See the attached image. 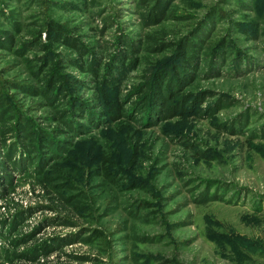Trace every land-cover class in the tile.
<instances>
[{
	"label": "rangeland",
	"instance_id": "374dc122",
	"mask_svg": "<svg viewBox=\"0 0 264 264\" xmlns=\"http://www.w3.org/2000/svg\"><path fill=\"white\" fill-rule=\"evenodd\" d=\"M53 1L65 7L54 8ZM260 2L254 8V0H173L166 19L144 27L139 0H0V25L20 24L16 40H30L53 18L76 27L84 41H97L104 52L111 49L117 27L141 42L154 33L176 40L210 8L221 6L224 15L203 33V47L229 33L249 56L235 71L228 51L219 74H209L203 65L196 74L189 89L213 93L204 106L220 97L230 101L213 115L174 118L147 128L135 121L130 132L94 130L73 142L75 150H61L52 167L45 164L42 176L35 164L27 172L11 168L5 153L14 132L5 127L15 118L12 112L7 120L0 117V264H264V250L209 237L214 232L240 235L264 246V0ZM106 19L114 22L103 28ZM231 19L246 22L253 31L237 32ZM144 48L145 43L138 56L147 57ZM56 49L71 53L65 46ZM36 53L0 49V80L29 85ZM148 54L147 62L169 55ZM147 62L126 73L120 97L142 81ZM68 71L91 81L73 68ZM82 93L91 96L87 89ZM14 99L45 127L59 126L45 124L42 117L51 108L38 104L40 97L19 92ZM230 120L229 131L225 124ZM102 153L114 164L107 176L100 168ZM206 179L218 182L207 189ZM141 181L153 188L140 189ZM206 191L222 200L200 202Z\"/></svg>",
	"mask_w": 264,
	"mask_h": 264
},
{
	"label": "trees",
	"instance_id": "16d2710c",
	"mask_svg": "<svg viewBox=\"0 0 264 264\" xmlns=\"http://www.w3.org/2000/svg\"><path fill=\"white\" fill-rule=\"evenodd\" d=\"M260 1L254 0V8L262 6L263 2ZM172 2L173 0H139L143 8L139 13L142 26L160 24L169 15ZM52 3L54 8L65 7L63 2ZM221 8H210L196 27L176 40L166 39L154 33L146 35L147 42H141L117 27L118 33L114 32L116 35L113 36L111 49L106 52L97 48V41H84L83 36L76 33V27L71 29L53 18L47 19L43 23V29L36 31L30 40L21 42L16 40V32L20 28L18 21H11L9 28L0 25V49L22 55L30 50L37 52L30 61L32 66L29 85L0 80L1 120L9 119L10 112L15 118L12 125L6 123L5 127L7 132H14L12 144L5 153L7 160L12 162L11 168L14 171L27 172L29 166L35 164V172L42 176L47 172V169H43L45 164L46 168L52 167L61 150H75L73 142L94 130L117 127L130 132L131 129L128 128L135 121L139 122L140 128H147L174 118H203L213 115L220 107L229 103L226 97H220L204 106L213 93L206 90L194 92L189 89L198 71L205 66L209 74H219V68L226 62L228 51L231 56L230 66L235 71L242 70L243 62L249 57L234 43L229 33L214 41L210 47H203L206 43L203 33L211 28L212 22L222 19L224 12ZM0 13L3 14L2 8ZM230 21L233 22L234 29L241 34L253 31L246 22L233 19ZM110 22L114 21H103V28L109 27ZM144 43L143 51H147V57H140L138 55ZM58 46L67 47L71 53L57 51ZM165 52L169 55L147 62L150 59L148 53ZM142 60L147 62V68L144 67V73L140 76L142 81L135 85L131 92L126 93V96L120 97L121 82L127 76L126 73L135 70ZM68 68L86 74L91 81L88 82L87 78H77ZM84 89L91 92L90 97L83 95ZM19 92L40 97L43 101H38V104L51 108V112L42 117L45 124L53 121L58 122L59 126L49 129L38 117L28 116L14 99L15 94ZM132 97L135 99L130 102ZM231 121L225 124L229 131ZM232 126V132H236L234 123ZM198 154L202 158H210L206 152L199 151ZM108 158L103 153L100 155V168L104 176L111 174L110 167L114 166ZM113 161L115 162L114 159ZM217 182L206 179V188L209 189ZM133 184L128 186L134 187ZM137 185H140V189L144 185L153 188L148 186L146 181ZM210 200L222 198L217 193L206 191L199 199L200 202ZM209 237L228 245L264 250L260 243L245 236L214 232L209 233Z\"/></svg>",
	"mask_w": 264,
	"mask_h": 264
}]
</instances>
